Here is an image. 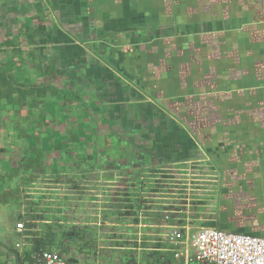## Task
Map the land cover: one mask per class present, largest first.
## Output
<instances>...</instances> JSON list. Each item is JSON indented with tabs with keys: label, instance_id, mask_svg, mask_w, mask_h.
Listing matches in <instances>:
<instances>
[{
	"label": "crops",
	"instance_id": "0c3cea01",
	"mask_svg": "<svg viewBox=\"0 0 264 264\" xmlns=\"http://www.w3.org/2000/svg\"><path fill=\"white\" fill-rule=\"evenodd\" d=\"M0 4L4 15L12 14L13 26L26 34L27 65L32 69L12 71L8 63L0 62L20 79L56 83L61 94H49L45 101L56 104L66 95L64 109L75 103L81 111L68 116L64 137L77 141L78 151L89 143V156L100 135L110 149L116 145L106 142L111 134L125 137L128 158L111 170H124L128 177L123 189L114 184L109 190L114 198L126 199L134 212L156 209L146 204L148 181L136 170H158L202 154L218 173L216 220L207 224L264 236V0H0ZM17 48L21 55L22 46ZM47 58L53 64L55 60L54 73L42 60ZM62 75L70 77L68 84L61 81ZM19 145L11 152L13 165L0 163V264L29 262L24 258L23 238L31 230L26 223L36 216L39 230L52 218L21 195L22 170L19 176L6 174L24 155ZM136 155L140 158L133 160ZM81 158L67 154L60 167L53 165L52 171L64 175L62 192L55 193L62 200L96 193L87 186L82 190L86 179L80 175L86 178L93 165L83 164ZM31 166L25 179L29 184L46 170H39L35 162ZM129 216L120 212L114 220L80 210L57 216L62 229L70 234L81 230L87 243L64 239L63 232L59 251L74 264H101L103 238H112L116 248L144 247V236L130 241L122 233L123 219L129 222ZM21 221L26 226L19 230ZM152 221L158 224L161 219ZM134 223L147 225L141 232L152 227L146 220ZM30 237L38 243V235ZM152 244L158 253L172 257L169 244L158 239ZM190 257L182 264H197Z\"/></svg>",
	"mask_w": 264,
	"mask_h": 264
},
{
	"label": "rangeland",
	"instance_id": "374dc122",
	"mask_svg": "<svg viewBox=\"0 0 264 264\" xmlns=\"http://www.w3.org/2000/svg\"><path fill=\"white\" fill-rule=\"evenodd\" d=\"M4 21H6V23ZM12 21V14L9 13L8 15H4L2 6L0 4V60L8 63L10 66V70L16 71L18 69L17 71L22 70L23 72L24 69L25 71L27 69H32L29 65H27V61L29 59V54L27 53V51L29 50L30 43L28 42L26 34L22 36L23 31L21 33L19 29L14 27ZM8 33L10 34L7 35ZM4 38H6L5 41ZM6 41L9 42L6 43ZM19 46H22L24 50L21 55H17V47ZM42 60L46 62V64L48 63V70L52 69V73H54L56 70V68H54L56 67L55 60H53L54 64L49 58ZM19 65H21L22 67H20ZM35 71L36 74L34 79L37 80L40 78V75H38L39 70H37L36 68ZM21 77L24 78L26 77V75H22ZM27 77L29 76L27 75ZM60 77H62L61 81H65V84H68L70 82V77H66L65 75H62ZM64 96L66 95H63L59 103L56 104H54V101H41L39 106L42 110V113L38 116L34 115L31 112V106L28 112L24 110L26 106L22 108L18 107L16 109V107H14L12 103L7 102L5 99L1 101L0 148H4V151L0 150V157L3 159L2 161H0V163L4 164V166L13 165V160L11 157L13 148H17L18 143H20L19 146L22 152H24L25 149H29V143L33 141V138L39 136V140L43 143V146L47 141L48 146L45 147L46 149L43 163L40 164L37 168H39V170L40 168H45L46 170L41 171L37 175L35 183L31 184L27 183L28 181L25 182V179H28V175H22V178H24V183L22 184L23 186L20 191L21 195L24 196L26 201L31 200L34 203H37L38 207L40 208V210H42L43 213H48L49 216H52L51 220H48L50 221V224H54L57 222L59 223V221H61V219H57V216H65L69 213L79 210L83 213H100L103 218L116 219L115 215H118L120 212H127L132 216L134 210L128 208L130 204L125 201L126 199H119V197L117 196L114 198V193L112 192L114 184H117V190L123 189L124 182L128 177L126 174L127 172H125L124 170H111L114 167L115 163L118 165H123V163L126 162V160L124 159L128 158V156H126V147H129V145H127V143L125 142V137H122L118 133L111 134L106 142H109L112 147L114 144H116V149H110L105 148V142L101 139L100 135V139L97 140L98 146L94 145V149L90 152L91 156L87 155V145L89 143L82 146L84 147L82 148L84 149V151H78V149H80V145L78 144V142H71V140H68L66 137H64V135H66L65 129L68 128V116H75L78 113H81V111L78 110V106L75 103H73L71 107H67L66 109H64V106L61 105L62 101L66 99ZM80 104H83V102H81ZM55 106L58 111L55 109ZM61 109H64L65 111L63 115H60L59 111ZM60 116L63 117L62 120ZM50 117L51 119L53 118L54 121H50ZM63 120H65L64 124ZM115 136L116 138H114ZM84 141L87 142V140ZM89 141L91 142L90 144H92V140ZM50 145L53 146L49 147ZM57 145H60V147H56ZM112 152L116 153V155H114ZM67 154L70 157L75 154H80V156L83 157V159L81 158V162H83V164L93 165L91 166L93 170L91 169L87 172L88 174L86 173V176L88 175L86 178L80 175V179H86V181L81 182V185H83L82 190L87 186L86 188H93L94 191H96L95 195H93L92 197L89 195L90 197H81L78 200L77 197L71 196L70 199L65 197L63 198L64 200H62V196L55 195V193L62 192L64 186H62V183H65V180L63 173L59 171H52V169L54 168L53 165L56 164V166L60 167L62 164L61 157H67ZM135 157L136 158L133 157V160H138L139 156L136 155ZM194 158L202 159L207 157H204V155L201 154L200 156L187 158L186 160H191ZM207 159L210 163V159ZM70 160L71 159H69V161ZM180 162L183 161L170 162L165 165L162 164L164 165V167L161 169L158 168V170L153 169L154 167L147 168L144 166L145 168H142L141 170L137 169V172H135H139L141 176H144L145 181L161 182L162 185L155 183L149 185L150 197L162 196L164 198H169L173 197V195L175 196L177 192L180 194L182 192H185V188H187L186 184H178V182L187 183V181H185L184 179H176L179 177L175 174L176 172L179 173L180 176L183 173L180 169L183 165H181ZM109 166H111V168ZM211 168L213 169L212 172H215L217 174L218 181V173L212 166ZM155 174H158L160 178L155 180ZM30 176L32 178V175H29V178ZM62 178L63 180H61ZM180 178H184V176H181ZM116 179H119L117 181L120 183H118ZM121 181H123V183ZM217 184L213 186V188L215 189V193L206 191L205 186L203 185L200 186V191H197V193L201 194L200 197L197 200L190 202L188 207H183V205L179 207L183 212L181 218H186L188 216L190 222L194 226L198 225L199 223H208L209 221H207L206 219L215 221L216 219L214 218H216V209L218 207L219 199V195L217 194ZM52 187L53 189L51 190ZM109 190L112 191L109 192ZM97 191H100V193H98ZM64 192L66 193L67 191L64 189ZM149 200L155 201V199L152 198H150ZM186 210L188 211V214ZM114 211H116L117 214H114Z\"/></svg>",
	"mask_w": 264,
	"mask_h": 264
},
{
	"label": "built area",
	"instance_id": "2783aa9c",
	"mask_svg": "<svg viewBox=\"0 0 264 264\" xmlns=\"http://www.w3.org/2000/svg\"><path fill=\"white\" fill-rule=\"evenodd\" d=\"M180 164L183 165L180 169L183 172L181 176H184V178H180V174L176 172L175 174L179 176L176 179L187 181V183L178 182V184L187 185L186 191L182 192V195L177 192L175 196L173 195V197L169 198L162 196L150 197L149 195V199L152 198L155 201L148 199V201H145L146 204L157 208H151L149 212L145 209L134 212L132 216H129L131 218H128L131 223L123 219L125 224L122 225V233L126 234L130 241L135 239V236L148 238L147 240L144 238L142 240L147 243L144 247L135 246L138 249L155 250L152 243H155L158 239V241L169 244L170 251H173L176 256L183 255L186 260L193 256L197 264H264V236L243 232H227L207 223H199L200 225L194 226L188 216L186 217L187 220L186 218H181L183 212L179 207L181 205L188 207L190 202L197 200L201 195L197 191H200L199 187L202 185L205 186L206 191L215 193L213 186L218 181L217 174L212 172L213 169L209 165L207 158H194L180 162ZM141 178L145 180L144 176H141ZM159 178L158 174H155L154 179L157 180ZM152 183L162 185L158 181L148 182V188H150L149 185ZM186 212L188 214L187 210ZM153 217H160L161 222H158V224L154 223L152 221ZM145 220L152 227H150L151 230L141 232V228L147 227V225L135 224L134 222H144ZM206 220L210 221V219ZM24 226L25 224L22 221L17 224L19 230H22ZM135 227H139V229L136 231L134 230ZM153 235L157 237L155 241L152 238ZM136 239L140 240L139 238ZM26 264L70 263L59 251L48 249L43 250L34 260Z\"/></svg>",
	"mask_w": 264,
	"mask_h": 264
},
{
	"label": "trees",
	"instance_id": "16d2710c",
	"mask_svg": "<svg viewBox=\"0 0 264 264\" xmlns=\"http://www.w3.org/2000/svg\"><path fill=\"white\" fill-rule=\"evenodd\" d=\"M49 94L58 95L59 97V95L61 94L60 86H58L56 83L47 84L46 80L45 81L43 80L42 82H36L29 79H20L18 77H15L7 70L6 64H2L0 62V104L1 101L5 99L7 102L12 103L13 106L16 107V109L18 107L22 108L26 106L24 110L28 112L31 106L32 107L31 112L34 115L38 116L39 114L42 113L39 104L41 101H44ZM43 147L44 146L42 142L39 140V136L33 138V141L29 143V149L27 150L25 149V151L22 152L24 153V155H22L20 158L19 166H17L13 171L12 170H9L8 172L6 171V174H9L10 176L13 177V175L17 176L22 170L23 172L22 175H26L27 173H29L30 171L29 169L32 168L31 166L32 163L35 162V164L38 166L42 164L45 157L44 155L45 152ZM56 147H60V145H57ZM33 217H34L33 219L31 218L30 220L27 219V221L28 220L29 221L26 223V225L30 227L31 230L27 233L28 234L27 238H23V242L25 243L24 258L26 259V261L34 260L35 254L37 253L38 249H40L42 246L44 247L45 250L48 249L59 250L60 240L58 237L60 233L63 232L65 233L67 231L65 228L62 229L59 223L58 224L46 223L40 226L39 230H36L38 229L36 227L37 223L35 222L36 216ZM38 219H42V218L39 217ZM76 231L79 232L81 230H78L76 228L75 231L73 232ZM244 233L263 236L262 234H256L253 232L250 233V231ZM30 235L39 236L37 240L38 241L37 244L33 243ZM176 264H182V263H176Z\"/></svg>",
	"mask_w": 264,
	"mask_h": 264
},
{
	"label": "flooded vegetation",
	"instance_id": "af4514ba",
	"mask_svg": "<svg viewBox=\"0 0 264 264\" xmlns=\"http://www.w3.org/2000/svg\"><path fill=\"white\" fill-rule=\"evenodd\" d=\"M64 234L66 236L64 239H67V237L70 236L75 243L87 246V243H85L86 240L82 237L84 234H82L81 231H76L72 234H70V232H65ZM102 240L105 245L101 249V254L105 260L101 264H176L186 261L181 258L182 256H176L173 251L171 252L172 257H170L160 254L153 249H138L132 245L123 248H116V245L113 244V240L110 237L109 239L103 238ZM59 244L60 247L63 245L60 242ZM43 250L45 249L42 246L38 249L37 253H41Z\"/></svg>",
	"mask_w": 264,
	"mask_h": 264
},
{
	"label": "water",
	"instance_id": "95a60500",
	"mask_svg": "<svg viewBox=\"0 0 264 264\" xmlns=\"http://www.w3.org/2000/svg\"><path fill=\"white\" fill-rule=\"evenodd\" d=\"M210 226H213V227H217L218 228V224L217 223H215V224H210ZM50 250H56V249H50ZM57 251H59V250H57ZM143 251V250H142ZM156 251V250H155ZM60 252V251H59ZM156 252H158V251H156ZM60 254L63 256V254L60 252ZM36 257V256H35ZM64 257V256H63ZM65 259H66V257H64ZM70 264H74V263H72L71 261H69L68 259H66Z\"/></svg>",
	"mask_w": 264,
	"mask_h": 264
}]
</instances>
